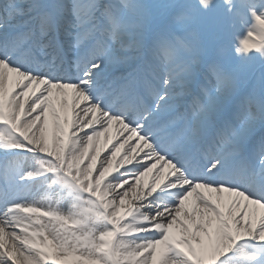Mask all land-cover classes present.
<instances>
[{"label":"snow or ice","instance_id":"snow-or-ice-1","mask_svg":"<svg viewBox=\"0 0 264 264\" xmlns=\"http://www.w3.org/2000/svg\"><path fill=\"white\" fill-rule=\"evenodd\" d=\"M0 264H264V0H0Z\"/></svg>","mask_w":264,"mask_h":264}]
</instances>
